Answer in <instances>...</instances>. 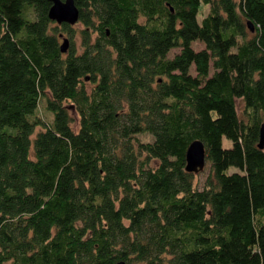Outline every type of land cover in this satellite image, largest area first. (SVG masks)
<instances>
[{"label": "trees", "instance_id": "1", "mask_svg": "<svg viewBox=\"0 0 264 264\" xmlns=\"http://www.w3.org/2000/svg\"><path fill=\"white\" fill-rule=\"evenodd\" d=\"M74 1L0 0V264H264V0Z\"/></svg>", "mask_w": 264, "mask_h": 264}, {"label": "water", "instance_id": "2", "mask_svg": "<svg viewBox=\"0 0 264 264\" xmlns=\"http://www.w3.org/2000/svg\"><path fill=\"white\" fill-rule=\"evenodd\" d=\"M50 5L47 10V15L57 24L65 22L73 24L79 18V7L74 0H49ZM250 28L251 23L247 21ZM60 50L65 51L68 47V38L62 33ZM264 144V121L259 125L257 145L262 147ZM206 159V151L203 142L200 139H193L187 146L185 152V169L187 171L196 172L204 167ZM114 264H125L124 260H117Z\"/></svg>", "mask_w": 264, "mask_h": 264}, {"label": "rangeland", "instance_id": "3", "mask_svg": "<svg viewBox=\"0 0 264 264\" xmlns=\"http://www.w3.org/2000/svg\"><path fill=\"white\" fill-rule=\"evenodd\" d=\"M207 5L202 4L201 5V10L200 13L198 14V19L201 18V15H203L206 11H207ZM72 27V34L68 35V33H65V35L68 37L69 41H68V47L70 45V42L72 41L74 43V45L76 47L79 48V43H80V33H79V29L82 28V23L78 20L76 22H74L73 24H71ZM94 35V34H93ZM61 41V38H59ZM192 46L197 49L203 46L202 42L199 41H194L192 42ZM179 50L178 47L172 48L169 52H168V56H172L173 53L177 52ZM190 71L192 73H194L193 67H191ZM85 87L87 90H89L92 86L93 83L89 82V81H85L84 82ZM236 104H237V112H238V116L242 119L245 120V115L243 114V103L242 100L240 98H236ZM39 114H41L43 117L47 118V116H49V112L48 110L45 109L44 107V100L40 99L39 100V105H38V111ZM73 114V118L74 121L72 122V127L73 128H77V114L75 113L74 110H72L71 112ZM264 120H262L261 122H263ZM261 124V123H260ZM136 137H138V139L141 140H149L151 139V136L147 133H138L136 134ZM222 143L223 145H227L229 146L231 144V141L229 139H227L226 137L222 138ZM208 170H209V162L207 159H205V163H204V167L201 170H198L196 172H194L193 175V181H194V185L197 188H201L204 185L205 182V178L208 174ZM8 264V263H7Z\"/></svg>", "mask_w": 264, "mask_h": 264}, {"label": "bare ground", "instance_id": "4", "mask_svg": "<svg viewBox=\"0 0 264 264\" xmlns=\"http://www.w3.org/2000/svg\"><path fill=\"white\" fill-rule=\"evenodd\" d=\"M195 139H198V138H195ZM201 140V139H200ZM202 141V140H201ZM203 142V141H202ZM203 145H204V142H203ZM204 147H205V145H204Z\"/></svg>", "mask_w": 264, "mask_h": 264}]
</instances>
